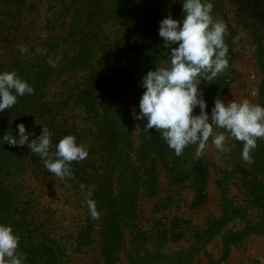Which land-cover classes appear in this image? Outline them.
<instances>
[{
  "label": "rangeland",
  "instance_id": "1",
  "mask_svg": "<svg viewBox=\"0 0 264 264\" xmlns=\"http://www.w3.org/2000/svg\"><path fill=\"white\" fill-rule=\"evenodd\" d=\"M183 2L0 0V72L35 90L0 113V138L24 124L31 142L46 127L53 146L73 135L89 151L62 180L27 145L0 140V223L19 234L24 264H264V139L251 163L231 138L226 153L210 139L202 153L189 145L177 156L132 118L142 78L171 67L159 26L182 20ZM211 2L228 25L229 68L200 77L207 111L217 98L264 106V0Z\"/></svg>",
  "mask_w": 264,
  "mask_h": 264
},
{
  "label": "clouds",
  "instance_id": "2",
  "mask_svg": "<svg viewBox=\"0 0 264 264\" xmlns=\"http://www.w3.org/2000/svg\"><path fill=\"white\" fill-rule=\"evenodd\" d=\"M182 6L185 14L182 20L169 15L159 26L163 47L171 49V67H157L142 78L145 91L139 113L133 111L132 118L146 121L148 129L161 132L177 156L189 145H198L197 154L202 153L210 139L218 152L226 153L230 151L227 145L231 138L243 143L242 159L251 163L257 140L264 139V106L247 99L226 103L217 98L209 114L200 90V77L210 83L229 68V48L225 43L228 25L214 18L211 0H184ZM20 51L26 53L28 49L21 46ZM34 91L16 71L0 72V113L15 107L19 97L33 95ZM197 108L200 111L195 115ZM17 128L18 137L5 134L0 140L12 147L27 145L44 160L48 172L62 180L72 177V162H82L89 156L86 146L78 144L73 135L65 136L53 146V133L48 128L43 127L42 134L31 142L34 133L24 124ZM88 207L92 217L98 219L95 202L89 200ZM20 240L13 227L0 223V264H24L26 255L20 251Z\"/></svg>",
  "mask_w": 264,
  "mask_h": 264
},
{
  "label": "trees",
  "instance_id": "3",
  "mask_svg": "<svg viewBox=\"0 0 264 264\" xmlns=\"http://www.w3.org/2000/svg\"><path fill=\"white\" fill-rule=\"evenodd\" d=\"M11 21H13V19H11ZM74 27H76V25L74 26ZM93 33H94V30H93V28H87V29H85V33L84 34H82L81 36H82V38H83V48H82V53H81V56H83L84 57V62H85V64L87 65V64H90L89 63V57H90V51H89V48H88V43H89V41H88V37L89 38H93V37H95L94 35H93ZM76 36V32H74L72 35H70V39L68 40L70 43H71V41H72V43H74L75 41L72 39L73 37H75ZM80 41V40H79ZM93 42H95V41H93V40H91L90 41V43H93Z\"/></svg>",
  "mask_w": 264,
  "mask_h": 264
}]
</instances>
